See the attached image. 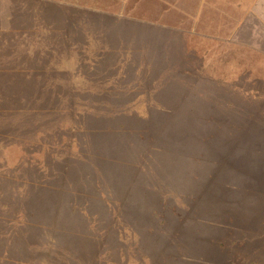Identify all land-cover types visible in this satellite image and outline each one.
<instances>
[{
    "label": "rangeland",
    "instance_id": "rangeland-1",
    "mask_svg": "<svg viewBox=\"0 0 264 264\" xmlns=\"http://www.w3.org/2000/svg\"><path fill=\"white\" fill-rule=\"evenodd\" d=\"M69 1L144 24L15 0L30 13L0 34V264H264V111L237 132L216 94L251 62L238 44L264 43V0ZM115 23L132 58L90 49Z\"/></svg>",
    "mask_w": 264,
    "mask_h": 264
},
{
    "label": "crops",
    "instance_id": "crops-1",
    "mask_svg": "<svg viewBox=\"0 0 264 264\" xmlns=\"http://www.w3.org/2000/svg\"><path fill=\"white\" fill-rule=\"evenodd\" d=\"M23 2L26 1H34V2H42L52 9V13L55 15H65L64 10H74L79 12H87L90 15H98L101 17H108L113 19L114 21L119 23L121 28H126L127 31L133 30L134 26H143L144 23H140L137 20H134L127 16H117L115 14H111L102 10L97 9H85L84 6H80L74 2L69 0H20ZM24 6V4H23ZM58 10V11H54ZM27 9L21 8L20 4H17L15 0H0V34L4 33L3 24H5L6 20H13L17 17L27 16L30 12ZM84 14V13H83ZM76 15V13H74ZM77 14V20H78ZM76 20V22H77ZM80 22V21H78ZM139 24V25H138ZM118 25L112 26V30L107 31V36L103 37L101 42L92 46L90 49L96 50L99 55L102 57H109V60L112 58L116 59L120 57V55L128 56L132 58L136 50L131 48L133 44L131 42H126L123 40H118L115 37V33H117ZM76 30V28H73ZM165 30L164 28H161ZM100 33V31H99ZM125 33V31H124ZM118 37V36H117ZM118 40L117 43H111L109 39ZM238 42V41H237ZM236 42V44H237ZM243 49H249L252 52L251 62L249 64L240 62L237 63L236 74H232L229 80L221 79L219 80V84L221 85V91H218L216 94L221 96H227L234 98L233 101L225 102L223 104L220 102L221 109H230L232 107L239 109L240 117H237V121L235 127H238V130H241L247 126L246 116L250 112L257 111L258 109L264 111V43L258 42L255 44H246L244 42H240L238 44ZM248 45L250 47H248ZM234 102L236 103L235 105ZM219 104V103H218ZM217 107V106H216ZM247 114V115H246ZM262 130L264 131V121L262 122ZM260 142L264 143V133L260 138ZM247 143V140L244 139L243 144ZM228 151V150H227Z\"/></svg>",
    "mask_w": 264,
    "mask_h": 264
}]
</instances>
